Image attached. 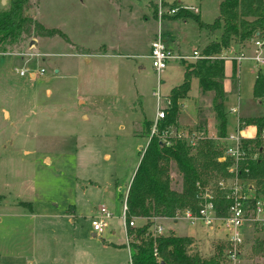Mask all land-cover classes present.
Returning a JSON list of instances; mask_svg holds the SVG:
<instances>
[{"label":"rangeland","instance_id":"1","mask_svg":"<svg viewBox=\"0 0 264 264\" xmlns=\"http://www.w3.org/2000/svg\"><path fill=\"white\" fill-rule=\"evenodd\" d=\"M218 1L30 0L27 15L33 14L56 34L40 37L30 29L0 52L4 53L0 54V106L11 117L5 122L6 112H0V264L128 263L127 247L121 246L126 244L121 204L110 195L114 178L120 184L126 182L134 158L123 150L133 148L131 134L152 118L157 107L165 106L164 96L181 82L184 67L182 63L168 65L160 73V82L150 60L138 56L147 52L148 39L157 34L167 38L165 42L175 53L191 56L196 49L200 53L208 31L192 18L173 16L182 9L198 17L199 11L198 19L211 24ZM171 9L177 10L167 14ZM116 11L119 17L113 16ZM244 48L240 53L247 59L233 65L234 82H224L226 133L233 130L237 114L257 117L264 113L251 95L256 72L264 65L257 66L250 59L253 48L249 42ZM103 50L128 56L97 59L104 69H98L93 83L86 85L90 73L85 55ZM224 63L230 68V61ZM39 70L43 74L32 79L30 74ZM206 95H201L196 79H191L187 97L179 101L183 108L177 117L183 127L202 125L212 135L216 131L214 116L209 114L212 94ZM219 148L222 151L221 144ZM231 167L229 176L208 178L206 185H215L218 178L230 179ZM170 177L171 188L179 189L180 176L172 171ZM245 184L250 182L245 180ZM248 194L253 197L254 191ZM71 205L74 213L62 216ZM99 206L112 216L102 233L95 234L90 217ZM134 224L140 228L145 222L135 219ZM160 225L162 235H167V227H173L176 235H186L192 228L182 220L165 219ZM194 228L200 241L207 243L210 236L200 225ZM243 229L248 231L247 247L242 244L234 264H264V227L245 223ZM227 246L225 235L209 244V255L193 246L191 252L203 258L219 255L221 264H231Z\"/></svg>","mask_w":264,"mask_h":264},{"label":"trees","instance_id":"2","mask_svg":"<svg viewBox=\"0 0 264 264\" xmlns=\"http://www.w3.org/2000/svg\"><path fill=\"white\" fill-rule=\"evenodd\" d=\"M30 0H8L0 9V52L2 46L16 42L21 33L29 32L40 37L56 34L52 29L44 28L25 12ZM174 18H192L199 28L210 32L220 29L217 41L204 45L201 57L184 63L182 81L173 86L167 95L169 103L162 107L164 118L159 121V128L172 126L177 128L179 101L187 97L191 79H196L201 95L211 93V110L216 123V137L226 135V112L223 102L224 61L219 58H208L226 49L230 41L251 43L264 33V0H220L218 17L211 24L202 23L193 13L180 9ZM232 67L230 78H234ZM252 98L264 107V67L256 72L252 84ZM202 119V118H201ZM202 121H205L202 119ZM245 126L255 127V135L243 141L245 156L239 162L240 177L250 182L254 196L247 200V209L251 211L256 200L264 202V113L257 117L240 119ZM152 121L144 122L138 131L131 134L130 146L125 154L134 158L126 182L120 184L114 178V194L121 204L126 192L125 220L149 219L152 217L170 218L178 210L186 207L195 208V193L198 186H206L208 178L229 176L231 160L219 161L222 151L219 141L206 137L198 142L195 148L184 141L171 140L163 143L158 136L149 137ZM204 123V122H203ZM197 131L205 129L202 125ZM125 162V161H123ZM175 171L180 176L179 189L171 188L170 173ZM213 188V185H211ZM214 191V190H213ZM216 204L224 214L228 200L222 192L215 190ZM147 221L140 228H128L131 235L129 243L130 264H219V255L203 258L191 252L192 239L173 234L152 238L147 232ZM155 250V256L153 255ZM264 256V249H263ZM128 264V263H127Z\"/></svg>","mask_w":264,"mask_h":264},{"label":"built area","instance_id":"3","mask_svg":"<svg viewBox=\"0 0 264 264\" xmlns=\"http://www.w3.org/2000/svg\"><path fill=\"white\" fill-rule=\"evenodd\" d=\"M177 10V9H175ZM174 9L168 10L167 14L173 15ZM160 15V13H158ZM253 46V54L250 58L257 66L264 65V33L260 38L251 41ZM2 54V53H1ZM201 54L196 50L192 51L191 56H174L172 52L165 45L164 40L159 34L149 43V54L148 58L151 62V67L157 74L158 81H160V73L166 68V63L170 59H198ZM208 58H219L234 60L240 62L241 60L247 59L242 53L233 55L230 57L226 56H211ZM43 74V70L32 72V77L40 76ZM19 75H23L20 71ZM159 96L156 94V101ZM165 103L168 104V99H165ZM231 111V109H230ZM233 111V110H232ZM164 118V112L162 109L156 108L154 119L150 125V134L158 136V138L166 145L170 144L171 140L184 141L189 147L195 148L199 141L206 139V135L197 131L194 128H173L172 126H165L159 128V121ZM244 123L240 119H236L234 128L231 132L226 134L223 138H214L218 140L222 146V155L219 157V161H223L225 158L231 160L232 167L230 169V179L216 180L213 188L211 186H198L197 192L195 193V208L190 207L183 208L174 213L170 218L152 217L149 219H143L146 223L149 222V227L146 234H149L152 238L163 234L160 221L169 219L172 221L182 220L185 221L189 226L195 227L200 225L201 227H220L225 232L227 246V259L229 263L234 264L238 260V254L240 247L243 244V236L241 228L246 223L257 224L264 227V202L262 200H256L253 204L251 211L247 209V200L250 198L248 192L253 190L250 184H245V180L240 177L239 162L245 156L243 149V141L251 139L246 132ZM264 134V130L261 131V135ZM215 190L223 193L224 198L228 200V204L225 207L224 214H221L220 208L216 204ZM126 192L124 193L121 206L120 216L122 218L124 233L126 238L125 247L129 249V243L131 241V235L128 233V228H134V218L129 221L125 220L126 205H125ZM249 212V213H248ZM112 214L104 206L96 207L94 214L90 217V227L95 234H101L103 229L107 227V220L111 218ZM155 256V250H153ZM130 264V258L128 261Z\"/></svg>","mask_w":264,"mask_h":264},{"label":"crops","instance_id":"4","mask_svg":"<svg viewBox=\"0 0 264 264\" xmlns=\"http://www.w3.org/2000/svg\"><path fill=\"white\" fill-rule=\"evenodd\" d=\"M8 0H0V7L2 8L5 4H6V2H7ZM219 2H220V0L218 1V4H219ZM145 5L147 6V8L150 6H148V3H147V1H145ZM108 4V6H112V5H110L109 3H107ZM149 4H151V1H149ZM218 4H217V8H216V16L214 17V19L215 18H217L218 17ZM144 4H143V7L145 6ZM145 6V7H146ZM0 8V9H1ZM146 8V9H147ZM150 8V7H149ZM152 12H153V10H152ZM26 13V12H25ZM27 14V13H26ZM155 14V13H154ZM118 16L119 17V11H116V13L115 14H113V16ZM28 16H30L32 19H36L37 17L36 16H34L33 14H30V15H28ZM198 17H199V11H198ZM173 17H169V19H172ZM199 19H200V17H199ZM213 19V20H214ZM144 20L147 22V18H145V16H144ZM36 21H37V19H36ZM213 22V21H212ZM203 23V22H202ZM205 24H210V23H205ZM103 30L105 31L106 30V27H104L103 28ZM208 31V30H207ZM216 32H218V35H216ZM214 34V35H213ZM207 36H205L206 37V39H205V41L203 42V44H202V46H201V48L204 46V45H206V44H208L209 42H211V41H217L218 39H219V36H220V29H217V30H215V31H213V32H210V31H208V33L206 34ZM217 36V37H216ZM152 38H153V35L148 39V42H147V52L146 53H144V54H141V55H139L138 56V58L140 59V60H143V59H149L148 58V54H149V43H150V41L152 40ZM169 38V37H168ZM166 40H167V38H165ZM165 39H163L164 40V42L166 41ZM37 43V41H34V42H30V45H33V44H36ZM245 44L246 43H237V42H235V41H230V43H229V45L227 46V48L226 49H223L219 54H217V55H215V56H219V55H221V56H226V57H230V56H233V55H237L238 53H240V52H242V49H245L244 47H245ZM165 45L167 46V48L169 49V47H168V45H167V43L165 42ZM249 45H251V48H253V46H252V43H249ZM247 46V45H246ZM99 47V46H98ZM97 48V47H96ZM96 48H94V49H96ZM200 48V49H201ZM89 49H91V48H89ZM93 49V48H92ZM106 49H108V48H106ZM170 50V49H169ZM197 50V49H196ZM20 51V50H19ZM171 52H172V54L174 55V56H184V57H187V56H189V55H183V54H180V53H175L173 50H170ZM199 52V51H198ZM11 55H13L14 53H17V52H14V51H12V52H9ZM148 53V54H147ZM1 54V53H0ZM2 54H4L3 52H2ZM26 54H29V55H31L32 53H26ZM14 55H16V54H14ZM34 55H36V56H43V55H45L44 53L43 54H40V53H35ZM80 56V55H82V54H75V56ZM84 55V54H83ZM125 56H128V55H123V54H119V53H117V52H107L106 50L104 51H102V52H96V53H94V54H86L85 55V57H86V59L84 60V63L86 64V68L88 69V71H89V79H87V82H86V85H88V84H90V83H93V81L91 80V79H94L95 77H96V74L98 73V69L100 70V69H104V66H103V64L102 63H100V61H97V59H103V58H110V57H114V58H122V57H125ZM95 59V60H91V59ZM150 60V59H149ZM188 60H192V59H188ZM228 60V59H227ZM225 61V60H224ZM228 61H230V68H228V69H226V64L224 63V76H225V80H224V82H227V80H230V82L232 81V82H234V80L233 79H231L230 78V76H231V71H232V67H233V65H235V61L234 60H228ZM242 61V60H241ZM240 61V62H241ZM186 62H188L187 61V59H170V60H168L167 61V63H166V68H168V65H172V64H175V63H182L183 64V66H184V63H186ZM240 62H238L239 64H240ZM79 63H77V65H78ZM172 67V66H171ZM142 68V66H138L137 67V69L139 70V69H141ZM165 68V69H166ZM164 69V70H165ZM183 69H184V67H183ZM228 72H227V71ZM259 70V69H258ZM237 71H238V69H237ZM237 74H238V72H237ZM237 74H236V81L235 82H237ZM182 75H183V70H182ZM30 77L32 78V75L30 74ZM33 79V78H32ZM182 81V80H181ZM100 82V81H99ZM160 82H161V79H160ZM102 85H104V84H102ZM97 86H100V83H97ZM174 86H176V85H174ZM173 87V86H172ZM172 87H170V89L172 88ZM169 89V90H170ZM169 90H168V92H167V94L164 96V98H166L167 99V95H168V93H169ZM141 95V94H140ZM152 95V94H151ZM206 96H208V95H206ZM186 98V97H185ZM184 99V98H183ZM182 101V100H181ZM80 103H83L84 101L83 100H81V101H79ZM196 105V104H195ZM183 108V105L182 104H180V102H179V110H178V117H179V113H180V111H181V109ZM196 108V107H195ZM230 109H231V111H230ZM237 109V108H236ZM210 110H211V102H210ZM232 110H233V108H229V112H232ZM237 111V110H236ZM0 112H6V115H7V117L6 118H4V121L5 122H10V114H9V112L7 111V110H5L2 106H0ZM195 112H196V109H195ZM209 114H212L213 115V112L212 113H209ZM154 116H155V110H154V113H153V116H152V118L149 120V119H146L145 118V116H142L143 118H145L146 120H149V121H152L153 119H154ZM178 117H177V128H185V127H183V123H181V121H179V119H178ZM256 117V116H255ZM244 119V118H248V117H240V116H238V114L236 115V118H235V120H234V122L236 121V119ZM83 119L85 120V119H87L86 118V116H84L83 117ZM11 124V123H10ZM234 125H235V123H234ZM196 130V129H195ZM202 132V131H201ZM246 132L248 133V135L250 136V137H253L254 135H255V132H256V130H255V127H253V126H247V128H246ZM207 134V135H206ZM205 135L206 136H208V137H211V138H216V131L214 132V134H212V135H208V133H206ZM226 134H228V133H226ZM24 153H27V151L26 150H24L23 151ZM44 162L45 163H48L49 162V160H48V158H45L44 159ZM111 198L112 199H115V194H114V192H111ZM74 207H73V205H71V206H68V208L65 210V212H63L64 214L62 215V216H64V217H70L73 213H74ZM172 221V220H171ZM161 222V221H160ZM173 222H175V221H173ZM135 225V224H134ZM203 229V233H205L206 235H209L210 236V238H209V241L207 242V243H202L201 241H200V239L197 237V234H198V232H197V230L194 228V227H192V228H190V230H189V233H187L186 235H176L175 234V231H174V229H173V227H167V229H166V233L165 234H173V235H176V236H181V237H190L191 239H192V246L196 249V251H198V252H200V254H205V255H209V250L210 249H208V247H209V244H211V242L215 239V240H218V239H220V238H224L225 237V232L222 230V229H220L219 227H209V228H204V227H202ZM242 236H243V248H244V246H246L247 247V244H246V236H247V232L248 231H245V229H243L242 231ZM93 237L95 236V234H91ZM224 236V237H223ZM245 239V240H244ZM121 246H123V247H125V245H121ZM219 246V245H218ZM218 248H220V249H222V247L221 246H219ZM199 254V253H198ZM199 254V255H200ZM128 256H129V251H128ZM219 264H221V263H219Z\"/></svg>","mask_w":264,"mask_h":264},{"label":"water","instance_id":"5","mask_svg":"<svg viewBox=\"0 0 264 264\" xmlns=\"http://www.w3.org/2000/svg\"><path fill=\"white\" fill-rule=\"evenodd\" d=\"M160 264H162V263H160Z\"/></svg>","mask_w":264,"mask_h":264}]
</instances>
